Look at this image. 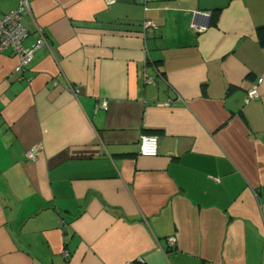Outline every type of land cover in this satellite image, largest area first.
Listing matches in <instances>:
<instances>
[{"label":"crops","instance_id":"crops-1","mask_svg":"<svg viewBox=\"0 0 264 264\" xmlns=\"http://www.w3.org/2000/svg\"><path fill=\"white\" fill-rule=\"evenodd\" d=\"M21 24L48 48L0 53V264H264V0H30Z\"/></svg>","mask_w":264,"mask_h":264},{"label":"built area","instance_id":"built-area-1","mask_svg":"<svg viewBox=\"0 0 264 264\" xmlns=\"http://www.w3.org/2000/svg\"><path fill=\"white\" fill-rule=\"evenodd\" d=\"M30 11V0H19V7L0 17V53L11 50L17 57L18 63L15 67V71L18 73H23L26 67L30 64L33 58L35 51L41 48H48V45L40 35L39 39L36 40L35 44L27 48L24 46L25 40L28 38V31L21 24V16L24 13ZM204 15L210 16V13H203ZM144 32L153 31L156 29V26L151 21H145L142 25ZM197 31H203L204 28L193 27ZM145 83L147 85L154 84V80L148 76H145ZM262 83V79L257 81V84L254 85L247 92V99L249 101L258 100V86ZM70 91L77 96L79 90L76 87H70ZM107 103L101 102L100 107L106 108ZM164 106H169V103L164 104ZM39 152V148H31L25 152V158L29 161H34ZM158 155V140L157 137L153 135H143L139 141V156L145 158H154ZM168 244L173 245L174 239H168ZM67 256V254H65ZM137 263H140L137 261ZM128 262L126 264H137Z\"/></svg>","mask_w":264,"mask_h":264},{"label":"trees","instance_id":"trees-1","mask_svg":"<svg viewBox=\"0 0 264 264\" xmlns=\"http://www.w3.org/2000/svg\"><path fill=\"white\" fill-rule=\"evenodd\" d=\"M219 11V9H216L210 13L211 21H216ZM257 37L260 44L264 45V27H261L257 30Z\"/></svg>","mask_w":264,"mask_h":264},{"label":"water","instance_id":"water-1","mask_svg":"<svg viewBox=\"0 0 264 264\" xmlns=\"http://www.w3.org/2000/svg\"><path fill=\"white\" fill-rule=\"evenodd\" d=\"M141 1V0H140Z\"/></svg>","mask_w":264,"mask_h":264}]
</instances>
